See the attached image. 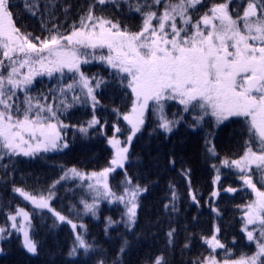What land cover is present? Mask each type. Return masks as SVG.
I'll return each mask as SVG.
<instances>
[{
    "label": "snow or ice",
    "instance_id": "snow-or-ice-1",
    "mask_svg": "<svg viewBox=\"0 0 264 264\" xmlns=\"http://www.w3.org/2000/svg\"><path fill=\"white\" fill-rule=\"evenodd\" d=\"M94 2L104 5L109 0ZM232 2L222 0L213 3L193 22L190 12L200 5L201 0H153L151 4L147 0L143 3L136 0L134 10L142 17V25L136 32L126 27L122 30L119 22L96 16L92 5H89L87 12L80 16L79 26L73 25L70 34L60 33L53 25L56 30L49 37L41 39L32 37L31 33L21 32L14 22L12 9L15 5L12 0H0V69L6 70V75L0 72V159L6 154L33 156L40 151L47 152L61 147L59 141L63 137L60 130L69 125L51 121H58L56 109L63 107L67 110L72 106L67 102V93L79 87L93 108L99 103L89 77L81 71V64L88 63V60L81 58L80 49L107 47L108 55L100 56L99 59L114 69L121 81L127 79V87L131 89V108L123 115V119L131 126V133L126 142L116 138L115 133L108 140L114 149L108 167L91 173L71 168L66 170L60 180L70 174L80 180L94 181L87 185L95 193L92 202L81 201L84 212L95 216L99 198L111 197L124 204V223L126 227L132 228L140 207L138 197L147 188L133 184L125 172L122 181L125 187L122 194L117 196L108 183V177L116 168L125 167L129 153L127 145L145 123L149 102H153V111L159 113L158 127L166 133L171 132L177 123L164 114L167 101H177L185 112L198 109L199 114L194 116L193 127L206 116L214 118L217 125L229 117H243L249 134L244 142L245 150L238 159H225L221 164L238 169L243 184L255 194V199L243 206L242 231L248 241L255 242L256 251L251 256L225 259L222 264H264V190H261L264 188V0H248L246 6L241 3L235 10L231 8ZM125 3H129L132 8L130 0H125ZM161 3L162 12L152 10L154 5ZM25 5L32 15L39 11V0H32L31 3L25 0ZM49 5L54 8L55 0H48L45 11H48ZM241 7L242 13L239 10ZM25 67L28 71L22 74L21 69ZM65 69L73 74V80L62 85L59 93L53 95L54 103H41L39 98L27 94L34 77L43 74L52 76L57 72L63 74ZM77 75L78 79L75 78ZM95 83L99 87L103 81L96 80ZM18 90L25 92L22 102L18 101ZM72 100L80 102L81 97L73 95ZM97 124L99 121L93 115L88 127L80 126L79 131L87 134L88 128ZM115 132L119 133L120 128H115ZM208 143L206 141V145ZM207 152L216 155L214 146L207 147ZM170 163L174 164L175 161ZM182 175L190 184V169L183 170ZM219 179L218 174L213 183ZM57 183L59 181H54L50 187ZM257 183L260 184L259 188ZM171 188V201L164 205V209L168 210L171 205L175 211L173 202L177 196L175 186ZM226 191L235 192L236 189L229 188ZM13 192L30 201L36 208L48 209L56 220L71 225L75 238L69 256L75 255L80 249L86 254L93 250V245L77 230L86 229V226L74 223L51 208V191L47 196L35 195L14 186ZM189 194L196 201L191 188ZM211 195L215 197L218 193L213 191ZM213 211L216 209L213 208ZM7 221L11 222V229L0 227V234L6 230L9 235L12 230L21 233L22 247L35 254L37 242L32 239L29 231V213L23 208H17L7 215ZM114 223L111 218H107L106 230ZM249 226H252L251 230ZM175 231L170 229L167 233L169 244L173 243ZM218 231L217 228L210 238H204L213 252L225 248L216 236ZM0 239L4 237L0 235ZM126 244L125 241L113 264H120L119 257L125 251ZM97 264H106V260L101 259ZM151 264H167V261L163 256H157ZM193 264L221 262L215 255H209L202 260L197 259Z\"/></svg>",
    "mask_w": 264,
    "mask_h": 264
},
{
    "label": "trees",
    "instance_id": "trees-1",
    "mask_svg": "<svg viewBox=\"0 0 264 264\" xmlns=\"http://www.w3.org/2000/svg\"><path fill=\"white\" fill-rule=\"evenodd\" d=\"M29 2L31 3L32 0ZM47 2L48 0H39V11L36 15H32L26 10L25 0H12L15 5L12 11L16 26L20 27L23 33H31L32 37L44 39L55 31L53 25L56 28L64 27L65 31L59 30L61 33L69 31L68 28L74 25L73 22H79L80 16L87 12L89 5H92L96 16L114 17L115 22H119L121 28L135 30L142 22L141 15L135 10H116L112 5H101L94 0H55L56 6L53 8L49 5L48 11H45ZM207 2L216 3L222 0H201L200 5H197L195 9L200 10ZM235 2L236 0H233L231 4L232 9L235 7ZM66 8L67 11H65ZM96 61L97 65H94ZM96 61L92 59L88 60V63H83L84 72L94 76L97 72L108 69L110 76L103 79V83L99 86L97 91L99 103L95 108L89 105L83 96L80 102H74L73 92L69 91L67 102L72 106L67 110L63 107L56 109L58 117L69 125L62 129L67 147L53 151L48 157L43 156V153L29 157L6 154L0 159V162L4 163L7 160L10 168L17 169V175L22 178L21 184L32 194L46 193L53 188L55 191L53 200H73L70 195L74 191L68 190L65 184L57 183L54 187H50L59 176L51 170L53 159H57L66 167L72 166L86 170L101 169L108 165L112 158V151L106 143V136L115 133L122 137L129 131L123 119L132 101L127 79L121 81V77L115 75L114 70ZM62 85H66V82L60 78L50 80L46 77H38L30 91L34 94V89L38 88L41 103L51 104L54 103L53 98H47L45 101V88L51 87L52 90H56ZM93 113L100 117L99 124L88 128L87 134L74 129V124L86 125L88 116ZM148 115L142 129L133 139L124 171L116 172L118 177H124L126 172L134 183L147 188L139 199L137 221L131 230L128 231L120 221L119 209L114 210L117 206L114 205L113 209L103 206L96 217H89L85 230L87 232L85 237L93 245V250L86 254L80 249L75 255L69 256L70 248L65 252L63 248L68 239L75 236L70 225L56 220L52 215L50 217L55 219L56 223L47 221L43 217L42 226L51 227L55 238L54 247H44L43 242L36 239L37 252L35 255H30L17 242L19 238L13 235L16 240L11 238L5 240L8 243L1 245L2 252L8 248L12 251L9 255L0 258V264H61L58 261L61 255L64 256L65 264H97V261L101 259H105L106 264H113L120 249L115 244V240L107 237L105 232L108 229L101 226L102 223L106 225L107 218L116 222L115 227L121 232L120 236L124 245L125 241L128 243L126 250L119 257L120 264H151L157 256H163L167 264H193L197 259L202 260L208 253L202 238L211 237L215 226L219 229L217 238L225 247L241 245L242 252L249 251V243L240 232L241 218L238 210V205L244 201L245 194L241 192L234 195L221 193L216 202L219 215L214 216V212L205 206L211 195L210 180L212 179L211 157L208 152L203 151L207 150L206 142L203 144L199 139L190 138V134L181 135L179 132L171 134L170 137L167 136L168 139L163 136L164 132L152 120L151 112ZM229 123L231 126H225L218 132L220 139L216 140L218 147L216 151L219 153L227 151L228 148L236 149L241 145L245 132L244 125L238 119H233ZM117 126L120 127L119 133L115 132ZM174 140L180 143L174 145L172 143ZM36 158H41L39 169L29 171L30 174L20 169L25 166V163L30 164L29 162ZM172 160L175 161L174 164L170 163ZM188 169H190L191 185L197 196L199 207L188 198V188L182 175V171ZM31 174H35V178H29ZM34 179L36 183L32 182ZM172 185L175 186L177 196L173 202L175 211L172 210L171 205L168 210L164 209V205L171 201ZM195 187L198 188L195 190ZM63 201L61 211L69 213ZM21 204H23L21 196L13 192V186H9L8 180L0 175V209L9 214ZM39 227L38 224L33 223L32 230ZM170 229L176 230L172 244L168 243L167 237ZM143 237H147V240L141 244L139 239ZM186 244L188 247H185ZM179 257H183V260Z\"/></svg>",
    "mask_w": 264,
    "mask_h": 264
},
{
    "label": "bare ground",
    "instance_id": "bare-ground-1",
    "mask_svg": "<svg viewBox=\"0 0 264 264\" xmlns=\"http://www.w3.org/2000/svg\"><path fill=\"white\" fill-rule=\"evenodd\" d=\"M131 4H136V0H130ZM107 5H112L116 8V10H131L130 7H129V3H125V0H115V2H113V0H109V2L106 3ZM88 10V9H86ZM101 16V15H100ZM74 25L76 26H79V22L76 21V22H73ZM20 28V27H18ZM72 27H69L68 30H70ZM58 30H62V31H65V28L64 27H61V28H56ZM55 29V30H56ZM122 30L124 28H121ZM21 30V28H20ZM22 32V30H21ZM61 33V31H60ZM37 42V41H35ZM38 43V42H37ZM86 54H91V52H87ZM1 55V54H0ZM95 58H96V54H94ZM100 56V55H99ZM21 59L23 57H20ZM7 63V61H6ZM94 65H97V61L94 62ZM94 68V67H93ZM27 69V67L21 69V71ZM0 72H4V74L6 75V70L5 69H0ZM110 76V70H103V71H99L97 72L96 74H94V76L92 78H89L90 79V82L94 85V87H96V83L95 81L96 80H103V79H106ZM46 93V97L47 98H53V95H56L58 94L57 90H52L51 87H48V88H45V91ZM34 95L36 98H39V93H40V90L38 88H35L34 91H33ZM164 114H165V111H164ZM93 115H95L96 119L99 121V116L96 115L95 113L91 114L88 116V121H89V118L92 119ZM84 116V115H83ZM172 118L174 121H177L175 127L173 128L174 130L177 129V132L181 133V135L185 134H190V138L192 139H199L202 143H205V140L203 139V136H202V130H196L193 132L192 130V125L190 123H188L189 121V118H188V114L187 112H185L181 106H176V110L173 112L172 114ZM178 121H181L180 123H178ZM210 122L207 121L206 124L208 125V128L212 130L213 132V140H212V144L213 146L215 147L216 149V140L217 139H220V135H218V132L224 128L225 126H231L229 122H225V123H221L219 125H217L215 122L209 124ZM80 126H84V127H87L85 124H74V129H79ZM233 128V127H232ZM233 131H235V129H232ZM185 132V133H184ZM212 134V133H211ZM110 135H107L106 136V143H107V137H109ZM163 136L167 137V134L164 133ZM169 139V137H167ZM212 138V137H211ZM210 138V139H211ZM207 140V141H210ZM246 139V138H245ZM245 139H243L241 141V145L240 147H237L236 149H228L227 151L225 152H222L220 153L223 156H229L230 154H234V155H237V156H240L243 154L244 150H245V144L244 142L246 141ZM179 141L178 140H174L172 143L174 145L176 144H179L178 143ZM204 152L207 153V150H203ZM43 152V156L45 157H48L50 156V154L52 153L51 150L45 152V151H42ZM224 158V157H223ZM36 161V162H35ZM41 161V158H36L34 160H32L31 162H29L30 164H27L25 163V166L21 167V166H18V165H13L15 167H21L20 169L22 171H25V173L28 172V174H30L29 171H36L37 169H39L40 167V162ZM53 163V168L51 169L53 172H56L57 174H59L58 176V180L65 184L67 187H70V188H67L68 190L71 189V186L73 185H80L76 179H70L69 181H65V180H60V177L63 175V173L66 172L67 169H71L73 168L72 166H65L63 165L62 163H60L57 159H53L52 161ZM9 163H7V160H5V163L4 162H0V175L2 177H4L6 180H8L9 182V186L12 185L13 187H20V188H23L25 191H28L26 189L25 186H23L21 184V176L17 175V169L16 168H10L9 167ZM6 166V167H5ZM81 171H84V172H89V171H92V170H86V169H80ZM212 177H213V181L215 179V177L219 174L220 176V179L221 181H223V188H224V191L225 192H228L226 191V189H229V188H232L231 186H229L228 182H233V180H229L228 177H224L221 173L219 172H212ZM29 178H35V174H31L29 176ZM71 180H74V181H71ZM32 181V180H31ZM228 181V182H226ZM33 183H36L35 182V179L32 181ZM185 184L188 186L189 185V181H184ZM191 182V181H190ZM81 188H83L82 185H80ZM191 187H193L191 184H190ZM198 187H195V190L197 189ZM66 189V188H65ZM220 193L223 191V190H219ZM75 194H78L77 191H75ZM22 198V197H21ZM23 200V198H22ZM211 204H214L213 202H210ZM81 208L82 205L78 202H69V203H66L65 204V208L66 209H69V215L70 216H74L73 214H76L73 209L71 208ZM3 210L0 209V212H2ZM7 215L8 213H6L5 211H3L2 213H0V227H3L5 229H9V227H11V222L10 221H7ZM219 213L218 212H214V216H218ZM51 215L50 214H46L45 211H43V217L45 218V220L47 219V221H51V222H57L55 219L51 218L50 217ZM33 224V223H31ZM104 228H106V225H104L102 223V225ZM116 225L115 224H112L111 226L107 227V231L105 232L107 237H110L112 240H115V244H117L118 248L120 249L121 246H124V242L123 240L121 239V232L115 227ZM134 226V225H133ZM40 231V232H39ZM39 233H36L34 235H32L36 241L39 240L41 243L43 242V245L44 247H54V244H55V238L53 237V234H52V231H51V227L48 226H44V227H41L39 229ZM35 233V231H34ZM4 237V239H1L0 241V258L2 257H5V255H9V253L12 251L10 248L6 249L4 252L1 251V245L5 244V243H8V241H5V240H9L11 238H14L13 235L17 236L19 238V240H17V242L20 244V246L22 247V238L19 237V235L17 233H15L14 231L11 232V235H9V232L6 230L3 234H0ZM85 236H86V232H85ZM74 238L75 236L72 238V239H68L66 245L64 246L63 248V252H65L66 250H68V248H72L73 246V241H74ZM15 239V238H14ZM16 240V239H15ZM147 240V237H143V238H140L139 241L141 242V244H144L145 241ZM69 246V247H68ZM128 246V243L126 244L125 248ZM23 248V247H22ZM83 250V249H82ZM126 250V249H125ZM62 252V251H60ZM30 255H35V254H32V253H29ZM179 259L183 260V257H179ZM58 261L61 263V264H65L64 262V256H59V259ZM92 264H95V263H92Z\"/></svg>",
    "mask_w": 264,
    "mask_h": 264
},
{
    "label": "rangeland",
    "instance_id": "rangeland-1",
    "mask_svg": "<svg viewBox=\"0 0 264 264\" xmlns=\"http://www.w3.org/2000/svg\"><path fill=\"white\" fill-rule=\"evenodd\" d=\"M161 10V12L163 11V9L161 8L160 9ZM105 18H107V19H111L113 22H115V19H114V17H106V16H104ZM199 17L200 16H198V17H195V18H193V21H195L196 19H199ZM72 31V29L71 30H69V31H67V32H62L64 35H67V34H70V32ZM87 52H91V54H96L97 56H96V58H99L100 56H107L108 55V49H107V47H104V48H96V49H92V48H86V49H80V54H81V58H82V55H86V53ZM1 55H2V53H0ZM90 55V54H89ZM100 55V56H99ZM105 63V62H104ZM66 70V69H65ZM114 70V69H113ZM28 71V69H25V70H23V71H21V73L23 74V73H26ZM70 73V72H69ZM72 76H73V74L72 73H70ZM124 75H126V74H124ZM37 77V76H36ZM36 77H34V78H36ZM47 77L48 78H51V76H48L47 75ZM76 79H78L79 77H75ZM72 80H73V78H72ZM72 82V81H71ZM89 82H90V79H89ZM90 84H91V86L94 88V85L90 82ZM66 85H67V82H66ZM61 87V86H60ZM60 87H57L56 88V90H57V92L59 93V88ZM77 88H79V87H77ZM80 89V88H79ZM78 92V90H76V93ZM85 92H86V90H85ZM28 95H30V96H32L33 98H36L35 97V95L34 94H29V93H27ZM94 94H95V90H94ZM18 95V97H19V94H17ZM96 96V95H95ZM90 101V100H89ZM90 103H91V101H90ZM167 103V102H166ZM166 103H165V105H166ZM149 104H150V106L152 105L153 106V102H149ZM91 105H92V103H91ZM165 105H164V107H165ZM150 106H149V108H150ZM149 108L146 110V112H145V117L147 118V116H149L148 115V110H149ZM130 111V110H129ZM128 111V112H129ZM126 114V113H125ZM158 115H159V113H157ZM146 118H145V120H146ZM91 120V119H90ZM89 120V121H90ZM153 121H155V119H152ZM125 121V120H124ZM126 122V121H125ZM54 123H58V122H54ZM60 123V122H59ZM127 123V122H126ZM127 125H128V127L130 128V130H131V126L127 123ZM87 126V125H86ZM94 126V125H93ZM143 126V125H142ZM141 126V127H142ZM202 128L203 129H205V126L203 125V122H202ZM118 128H120L119 126H117ZM139 132V131H138ZM137 132V133H138ZM130 133H131V131L129 132V133H127L126 134V136H124V137H121L119 134H115L116 135V138H118L120 141H122V142H126L127 141V137L130 135ZM136 133V134H137ZM135 134V135H136ZM113 135L114 134H112V135H110L109 137H107V143H108V140L110 139V138H112L113 137ZM247 135H248V132H247ZM61 136L63 137V134L61 133ZM135 137V136H134ZM134 137H133V139H134ZM26 138H27V135H26ZM246 138V136H245V134L243 133V138H242V140L243 139H245ZM133 139H132V141H131V143L130 144H128L127 146L129 147V149H130V147H131V145H132V142H133ZM60 143H65L66 142V139L65 138H62L60 141H59ZM108 145L110 146V148L112 149V155H113V151H114V149L112 148V146L108 143ZM59 148H63V145H61V147H59ZM218 147H217V144H216V149H217ZM228 149H233V151H234V148H228ZM228 149H226V150H228ZM41 152V151H40ZM39 153V152H38ZM211 154V153H210ZM230 155H232V154H230ZM229 155V156H230ZM126 162V161H125ZM109 166V164L106 166V167H108ZM105 168V167H104ZM231 169H234L233 167H230ZM75 169H77V168H75ZM68 170V169H67ZM78 171H80V172H84V171H81V170H79V169H77ZM102 170V169H101ZM101 170H98V171H89V172H84V173H91V172H99V171H101ZM118 170H120V171H124V169L123 168H116L112 173H110L109 174V177H108V183H109V185H110V187L112 188V190H113V192H115V194L117 195V196H119V195H121L122 194V192H123V189H124V187H125V185L122 183V181H124V177H118L117 176V171ZM237 171H239L238 169H236ZM64 174L65 173H63V175L62 176H64ZM228 175H232V174H228ZM227 175V176H228ZM125 176V175H124ZM232 177V176H231ZM239 178H240V175H239ZM70 179H76L77 180V182L80 184V185H82L83 186V188H81V186L80 185H73V186H71V189L70 190H72V191H74V193L73 194H71L70 196L73 198V200H71V201H63L62 199H59V200H52L53 199V197H54V194L52 195V199L49 201V204H50V206H51V208L52 209H55L56 211H60L61 212V214L62 215H65V216H67L69 219H71V220H73V222L74 223H76V224H83V225H85L86 227L88 226V219H89V215L91 214V213H85L84 212V210H83V204H82V208L81 209H78V210H75L74 212L76 213V214H73L74 216H70L69 214H65V213H63L62 211H61V206H62V201L64 202V203H69V202H75V201H78V199L80 198V195L81 194H83V193H85V194H90L92 197H91V199H84V200H86L87 202H89V203H91L92 202V200H93V198L95 197V193L94 192H92V191H90L89 189H88V187H87V185H88V183H91V182H94V181H88L87 179H85V180H80L78 177H75V176H71L70 174H69V176L67 177V178H65L64 180L65 181H69ZM234 179H236V178H234ZM240 180H241V184H242V187H247L246 185H244L243 184V181H242V179L240 178ZM71 181H74V180H71ZM254 182H255V179H254ZM122 184H123V188H121L122 187ZM257 187L259 188L260 187V184L259 183H257ZM68 188H70V187H68ZM233 189H235L234 187H232ZM249 189V188H248ZM250 191H251V189H249ZM261 190H264V188H262ZM75 191H77V193L78 194H75ZM28 192H30V191H28ZM30 193H32V192H30ZM189 193H190V190H189ZM251 193H252V198H251V200H249V202L247 203V204H249L251 201H253L254 199H255V194L251 191ZM34 194V193H33ZM49 194V193H48ZM48 194H43V195H45V196H47ZM35 195H41V194H35ZM23 198V197H22ZM108 203H118V204H116L117 205V207H119V204L123 207V210H122V212H120V211H118L119 213H120V215L122 216V222L124 223V221L126 220V217L124 216V213H125V211H126V209H125V206H124V204H122V203H120L118 200H114V199H112L111 197H108V198H103V197H101V198H99V204L97 205V210H98V207H102V206H104V204H108ZM247 204H245V205H247ZM244 205V206H245ZM109 206V205H108ZM17 208H23L25 211H27L28 213H29V216H30V229H29V231H30V234H31V236L32 235H34V234H36V233H39L40 231H39V229L41 228V227H43L42 226V219H43V211H45L46 212V214H52V212H50L48 209H39V208H36L30 201H27V200H25L24 198H23V204H21L20 206H18ZM115 211H116V208L114 209ZM67 211L68 212H70L69 211V209H67ZM15 212V211H14ZM97 212V211H96ZM13 213V212H12ZM122 213H123V215H122ZM53 215V214H52ZM54 216V215H53ZM19 219V218H18ZM31 223H34V224H38L40 227L39 228H36V230H32V227H31ZM66 223V222H65ZM124 226H125V223H124ZM70 227H71V225H70ZM126 227V226H125ZM127 229H128V231H130L131 230V228H128V227H126ZM9 229H11V227H9ZM72 229V228H71ZM252 229V226H249V230H251ZM79 232H81L84 236H85V230L86 229H77ZM15 232V233H17L15 230H12L11 232ZM34 231H35V233H34ZM39 231V232H38ZM73 231V230H72ZM74 233V232H73ZM87 233V232H86ZM18 235H19V237L20 238H22L23 239V236H22V234L21 233H17ZM86 236H87V234H86ZM32 239L34 240L35 238L32 236ZM85 239H86V237H85ZM87 240V239H86ZM0 241H1V239H0ZM35 241V240H34ZM253 243L255 244V242L253 241ZM256 251V245H255V250L249 255V256H251L254 252ZM217 258V257H216ZM226 259V258H225ZM225 259H218L217 258V260L218 261H220L221 262V264H222V262H223V260H225ZM230 259V258H229ZM234 259H236V258H234Z\"/></svg>",
    "mask_w": 264,
    "mask_h": 264
},
{
    "label": "flooded vegetation",
    "instance_id": "flooded-vegetation-1",
    "mask_svg": "<svg viewBox=\"0 0 264 264\" xmlns=\"http://www.w3.org/2000/svg\"><path fill=\"white\" fill-rule=\"evenodd\" d=\"M205 11H207V10H203V13H204ZM242 11H243V10H240L241 13H242Z\"/></svg>",
    "mask_w": 264,
    "mask_h": 264
}]
</instances>
